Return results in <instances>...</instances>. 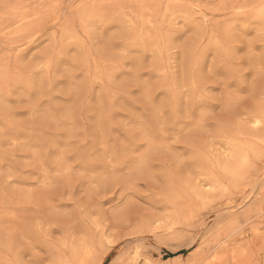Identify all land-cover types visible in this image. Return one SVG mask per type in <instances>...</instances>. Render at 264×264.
<instances>
[{
	"label": "rangeland",
	"instance_id": "1",
	"mask_svg": "<svg viewBox=\"0 0 264 264\" xmlns=\"http://www.w3.org/2000/svg\"><path fill=\"white\" fill-rule=\"evenodd\" d=\"M262 8L0 0V264H264L260 58L243 64L245 91L221 96L209 71L241 60L233 41L257 36L244 21ZM41 65L43 91L26 90ZM205 114L213 129L198 127ZM96 201L107 219L53 227ZM22 229L43 232V251L18 255Z\"/></svg>",
	"mask_w": 264,
	"mask_h": 264
},
{
	"label": "snow or ice",
	"instance_id": "2",
	"mask_svg": "<svg viewBox=\"0 0 264 264\" xmlns=\"http://www.w3.org/2000/svg\"><path fill=\"white\" fill-rule=\"evenodd\" d=\"M245 24H251L253 28H256L259 26L260 31L257 33V36L252 38L251 40H248L247 37H240L237 40L233 41V44H247V51L244 53V56L241 58V60L236 61L234 63L229 64V62L225 61L223 64L220 65H213L209 71L210 73H217L218 75L223 77V80L217 81V84L220 85V87L212 89L214 92H219L221 96L225 94L226 91L230 90L233 87V84L236 85V87L239 88L240 91H245V88L240 87V85H246L247 84V77L244 76V72L246 69L243 68V64L246 62H250L252 59H254L257 55L260 58V75H264V8L260 10V12L254 16L251 17L250 20H245ZM105 24H110V21L104 20L100 21L98 23V27H103ZM232 24L239 25V21H232L229 25V27H232ZM111 27H115L114 23L110 24ZM105 31L107 29H104ZM233 31H235L233 29ZM243 31V29H241ZM256 45H259L260 52L256 53L253 49ZM233 55H235L236 52L243 51V49H237L232 48L231 49ZM58 54L55 52L54 48L50 52V56L53 60H55L56 56ZM43 65L40 66L39 70H30L28 75V81H27V88L28 89H35L37 91H43V83L42 81L40 83H37V77L40 76L41 71L43 70ZM217 69H220L219 72H217ZM226 69V70H225ZM251 74V73H250ZM232 82V83H229ZM262 104H264V101H262ZM23 114V113H21ZM208 118L205 114L201 117L198 127L201 128H208L213 129L214 125L212 123L207 122ZM191 158H187L184 161H181V164L184 167H191L192 164L189 162ZM157 179H160L161 182H164L163 177H158ZM107 191V189H105ZM115 190H113L114 192ZM113 192H109L108 195H113ZM120 196L122 199L127 198L126 190L120 192ZM101 199H104L103 197ZM122 203V200L117 201V205H120ZM132 201H129L128 204L124 205V209L119 210H125L130 209L133 206ZM99 201H96L94 205L88 206V207H80L77 206L76 208H73L70 213L66 216V222L62 225H54L53 227H59L65 232H71L74 233L76 231L86 230L87 226L95 225L97 223V217L100 216L102 220L107 219L103 213H106L107 210H103V213H101L100 208L98 207ZM131 216V213H129ZM26 237V238H25ZM17 239L20 241V247L16 249L18 255L20 257L28 256L30 252H33L35 249H40L43 251V242L44 239H46L43 235V232L38 231L36 233H29L24 232L23 229L21 230V233L18 234ZM13 264H29V262L24 261L23 259H16L13 261ZM34 264H42V261L36 260L34 261ZM50 264H56L55 261L50 262Z\"/></svg>",
	"mask_w": 264,
	"mask_h": 264
},
{
	"label": "bare ground",
	"instance_id": "3",
	"mask_svg": "<svg viewBox=\"0 0 264 264\" xmlns=\"http://www.w3.org/2000/svg\"><path fill=\"white\" fill-rule=\"evenodd\" d=\"M234 187V186H233ZM234 239V238H233ZM207 261V260H206ZM208 263H211L210 261Z\"/></svg>",
	"mask_w": 264,
	"mask_h": 264
}]
</instances>
